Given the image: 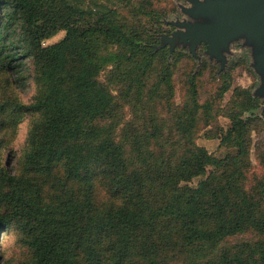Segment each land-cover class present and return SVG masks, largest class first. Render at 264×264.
<instances>
[{
	"label": "trees",
	"instance_id": "16d2710c",
	"mask_svg": "<svg viewBox=\"0 0 264 264\" xmlns=\"http://www.w3.org/2000/svg\"><path fill=\"white\" fill-rule=\"evenodd\" d=\"M93 14L68 0H0V73L30 58L35 87L29 103H0V131L29 117L21 173L0 161V232H18L17 264H264V173L245 181L241 117L256 101L228 115L219 143L236 152L215 158L194 142L192 77L181 105L170 102L180 52L103 14L78 23Z\"/></svg>",
	"mask_w": 264,
	"mask_h": 264
},
{
	"label": "rangeland",
	"instance_id": "374dc122",
	"mask_svg": "<svg viewBox=\"0 0 264 264\" xmlns=\"http://www.w3.org/2000/svg\"><path fill=\"white\" fill-rule=\"evenodd\" d=\"M75 5L93 10V15L77 16L78 23L83 26L98 23L100 15L108 23H119L122 32L128 35L137 33L144 37L149 32L157 31L155 47H166L169 54L180 52L178 61L171 68L170 85L172 96L170 102L180 106L186 98L187 85L190 77L196 91L197 111L194 116V142L215 158H223L225 154L234 155L236 150L225 148L219 143L226 130L230 127L229 114L238 111L241 106L256 101V108L243 111L241 114L245 122V145L248 157V171L246 180L254 183L264 173V92H258L262 84V76L255 69L253 51L254 43H249L244 35L230 39L224 47H218L220 58L208 52V42L199 40L190 51L188 42L176 38L172 41V33L179 28L178 22L210 23V17L191 15L185 10L194 6V1L205 0H68ZM147 1V0H146ZM142 6V10H133L134 6ZM151 7L156 13L161 12L159 18L153 17ZM149 11V12H148ZM64 31H58L43 45L55 43L64 37ZM30 58L20 62L13 71L0 73V103L9 98H15L22 103H29L35 94L32 80V64ZM106 69L98 75L103 81ZM225 76L224 78L222 76ZM226 83L225 91L220 90ZM124 86L122 82H112V91ZM117 87V88H116ZM126 105V104H124ZM163 103L156 102L161 121L167 120L170 114ZM126 107V106H124ZM126 114L128 109H125ZM129 116L126 115L125 118ZM29 117L24 115L15 125H10L0 131L3 142L0 145V161L13 174H20L21 147L26 135ZM210 168H207V172ZM193 177L187 185L195 187L207 175ZM18 232L8 229L0 232V264H17L25 256V248L17 239Z\"/></svg>",
	"mask_w": 264,
	"mask_h": 264
},
{
	"label": "water",
	"instance_id": "95a60500",
	"mask_svg": "<svg viewBox=\"0 0 264 264\" xmlns=\"http://www.w3.org/2000/svg\"><path fill=\"white\" fill-rule=\"evenodd\" d=\"M185 12L210 17L213 22H178V27L184 30H175L172 41L176 38L187 41L191 51L199 40H206L208 52L220 58L219 46L224 47L228 40L244 35L249 43L256 45L253 51L254 69L262 76L258 92H264V0L194 1V6Z\"/></svg>",
	"mask_w": 264,
	"mask_h": 264
}]
</instances>
